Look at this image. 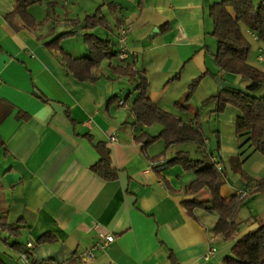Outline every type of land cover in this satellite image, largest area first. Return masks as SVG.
I'll list each match as a JSON object with an SVG mask.
<instances>
[{
  "label": "crops",
  "instance_id": "1",
  "mask_svg": "<svg viewBox=\"0 0 264 264\" xmlns=\"http://www.w3.org/2000/svg\"><path fill=\"white\" fill-rule=\"evenodd\" d=\"M49 1L55 0L41 5ZM71 1L59 3H71L79 13L70 17L65 10L63 23L53 18L37 30L17 32L4 18L13 5L0 0V138L5 143L0 148V215L21 226L17 238L0 239V256L6 264H22L19 253L26 250L37 261L57 264H174L173 254L178 264H224L232 244L213 234L217 217L200 210L197 219L187 215L181 201L189 197L179 191L190 173L180 166L162 170L159 177L149 160L159 153L150 146L143 153L142 145L134 141L139 127L130 104L136 80L112 72L115 66L128 65L144 75L151 100L166 111L179 104L188 105L194 114L225 87L244 88L247 81L239 75H213L216 41L208 10L222 0H141L140 5L139 0ZM109 3L116 9L111 10ZM98 8L110 11V18L104 15L111 27L98 36L115 44L118 28L130 27L128 56L104 61L96 70L95 83L80 82L45 42L61 27L75 29L81 35L71 37L83 38L85 30L73 28L68 19H83ZM243 32L251 44L250 63L264 71L259 59L264 57L263 44L253 40L246 27ZM75 44L70 54H87L82 44ZM200 75L189 99V84ZM113 96L118 99L108 102ZM237 115V109L226 107L216 124L218 156L209 149L207 138L206 150L225 170V163L235 157L242 170L251 158L264 166V157L237 136ZM97 142L109 147L118 170L116 180L106 181L91 171L99 160ZM245 174L247 179L238 172L227 174L221 188L224 196L247 192L239 211L241 234L264 224V193H251L254 181L262 177ZM100 232L112 234L114 241L84 259ZM44 234L55 241L38 242ZM211 247L215 251L206 258Z\"/></svg>",
  "mask_w": 264,
  "mask_h": 264
},
{
  "label": "trees",
  "instance_id": "2",
  "mask_svg": "<svg viewBox=\"0 0 264 264\" xmlns=\"http://www.w3.org/2000/svg\"><path fill=\"white\" fill-rule=\"evenodd\" d=\"M59 1L63 0L47 2L53 15L47 13L38 20L29 12V7L42 4L45 0H13V8L4 18L17 32L25 29L37 30L49 19L55 18V7ZM109 7L111 10L116 9L114 3H109ZM208 15L213 24L211 34L216 41V50L212 56L217 70L213 75L224 73L239 75L247 81L244 88L225 87L203 101L194 114L190 113L188 105L179 104H175L173 111H166L151 100L149 82L144 75L138 74L128 65L115 66L112 72L116 77L136 80L133 90L135 96L130 104L134 123L139 127L134 141L142 145L143 153L156 141L162 140L165 143L162 152L149 158L155 164L154 169L159 177L162 179V170L173 166H180L185 172L194 174V179L179 191L189 197L182 200L181 204L187 215L193 219H197L198 210L217 217L212 229L213 234L232 244L231 255L225 256L223 263L264 264V224L254 226L241 234L242 222L239 219V211L244 197L239 194L224 196L221 193V188L226 182L227 170L222 166V170L219 171L215 166L213 154L206 150V136L201 123V111L207 106L211 107L210 112L216 119L227 106L234 107L238 111L234 124L237 136L244 139L243 145L247 144L248 149L264 157V71L250 63L251 44L243 32V27H246L264 46V4L263 1L256 0H222L209 8ZM68 21L73 28L80 26L85 30L83 40L88 53L76 57L62 49L61 41L76 35L78 32L75 29L54 36L45 42V46L59 54L62 66L77 81L95 83L99 79L96 70L100 65L118 55L110 38L99 37L91 31L96 28L110 29V22L100 8L85 15L83 19ZM202 78L203 75H200L189 84V99ZM117 97H111L108 102H115ZM43 99L46 100L44 97ZM22 116L28 117L25 113H22ZM153 125L161 127L157 135L148 132V128ZM191 142L197 144V150L201 154L197 158L191 157L188 151L180 148ZM4 145L0 138V148ZM94 147L99 154V160L91 166V171L106 181L116 180L118 170L112 165L109 147L105 142L94 143ZM229 162L232 171L240 173L244 179L247 178L238 157L230 159ZM168 189L171 190L169 187ZM205 190L210 197L201 199L199 196ZM255 192L264 193V177L254 181L251 193ZM20 230L19 222L9 223L5 216L0 215V231L17 238ZM54 241L55 237L51 234H44L38 239L41 243ZM17 244L14 243V246ZM26 253L31 264H57L50 260L37 261L30 251L26 250ZM171 260L178 264L173 254ZM0 264H6L1 256Z\"/></svg>",
  "mask_w": 264,
  "mask_h": 264
},
{
  "label": "rangeland",
  "instance_id": "3",
  "mask_svg": "<svg viewBox=\"0 0 264 264\" xmlns=\"http://www.w3.org/2000/svg\"><path fill=\"white\" fill-rule=\"evenodd\" d=\"M2 1L5 2L7 5L8 4L13 5V0H2ZM100 1L101 0H99V2ZM71 2L74 3V0ZM81 4H82V2H80L79 5H81ZM57 5L58 6L55 8V13H56L55 18H56V20H58V22H61V23L64 22L65 10H67L69 12L70 17H73L76 13H79L77 10L78 8L77 7L74 8V6L71 3L68 6H63L62 2L57 4ZM71 9L74 10V11L72 10V12H75V11L76 12L74 14H72V12H70ZM29 12L31 14L34 13L36 16L41 15L40 17H43V15L45 16L47 13H51V15H53L52 9L49 8L48 5H44V4L43 5H41V4L31 5L29 7ZM109 12H108V10H106L103 14H105L108 18H110ZM56 29H57L56 34L51 36L50 39H52L54 36L59 35L62 32L69 31V30H67L68 28H64V27L56 28ZM102 31L105 32L106 30L103 28H96L92 31V33H94L98 36L100 34V32H102ZM99 37H101V36H99ZM75 43L82 44L81 46L86 48V50H87V46H86L83 38L82 37H76V36L63 39L61 41V47L65 52L73 54L75 51V50H73V48L75 47V45H77ZM76 47L78 48L79 46H76ZM78 52L79 51H77V53ZM87 53H88V50H87ZM84 55H86V54H84ZM132 94H134V92H132ZM132 97H133V95H131L130 99H132ZM210 111H211V107H209V106L202 109V111H201V123H202V126H203L207 140L211 141L210 146L208 145L210 147L209 149H211V151L218 156V151L216 148V141H217L216 140V133L214 131V130H216V124L218 122V118L216 119ZM160 129H161V127L159 125H153L152 127L148 128V132L151 135H157L159 133ZM164 148H165V143L162 140H159V141H156L155 143L151 144L149 147V150H151L152 152L160 153L164 150ZM180 148L188 151L190 153L191 157H193V158H197L198 156L201 155L200 152H198V150H197V144H195L193 142L184 144V145L180 146ZM253 159L251 158L250 161L245 162L247 165L249 164L247 166V168L251 172H248L247 168H246V170H244V168H243L244 173H246V172L248 174L253 173V175L258 177V178L263 177L264 176V166L259 164V163L252 162ZM225 165H226L227 174L228 175L233 174V171L231 170L230 163L226 162ZM254 165H258V166H254ZM189 176L190 177H189V179H187V184L191 180H193L195 177L194 174H192V173H190ZM246 176L248 177V175H246ZM226 184H227V181H226ZM199 197L201 199H206V198H209L210 195H209L208 191L205 190L200 194ZM2 238H7V239H11V240L14 239L13 237H10V235L7 232L4 233L3 231H0V239H2ZM13 263H15V262L13 261Z\"/></svg>",
  "mask_w": 264,
  "mask_h": 264
},
{
  "label": "built area",
  "instance_id": "4",
  "mask_svg": "<svg viewBox=\"0 0 264 264\" xmlns=\"http://www.w3.org/2000/svg\"><path fill=\"white\" fill-rule=\"evenodd\" d=\"M129 32H130V27L128 25H121L118 28L115 47L117 50V55L121 59H124L128 56V48L126 46V43H127V36L129 34ZM251 37L253 40L258 41L257 36L255 34L251 33ZM259 59L264 62L263 56H259ZM111 141H117V138L111 137ZM213 160L215 162L216 168L219 171H221L222 165L218 162V160L216 158H213ZM238 194L241 197H245L247 195V192L239 191ZM114 239H115V237L112 234L100 232L98 235V240L95 242L92 249L86 253L84 259H91L93 257V251H92L93 249H102L105 246H107L109 243L113 242ZM30 247H32L31 243L28 244V248H30ZM214 251H215L214 247L209 248V251L207 252L205 257L208 258L209 255L212 254ZM19 258H20L22 264H31L30 259L28 257V254L26 253V251L20 252Z\"/></svg>",
  "mask_w": 264,
  "mask_h": 264
},
{
  "label": "water",
  "instance_id": "5",
  "mask_svg": "<svg viewBox=\"0 0 264 264\" xmlns=\"http://www.w3.org/2000/svg\"><path fill=\"white\" fill-rule=\"evenodd\" d=\"M78 35H81L80 33H78Z\"/></svg>",
  "mask_w": 264,
  "mask_h": 264
}]
</instances>
